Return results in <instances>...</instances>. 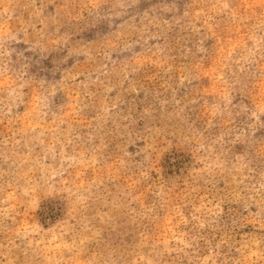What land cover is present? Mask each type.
Here are the masks:
<instances>
[{
  "label": "rangeland",
  "instance_id": "374dc122",
  "mask_svg": "<svg viewBox=\"0 0 264 264\" xmlns=\"http://www.w3.org/2000/svg\"><path fill=\"white\" fill-rule=\"evenodd\" d=\"M0 264H264V0H0Z\"/></svg>",
  "mask_w": 264,
  "mask_h": 264
}]
</instances>
